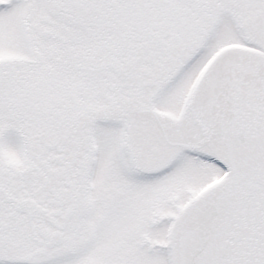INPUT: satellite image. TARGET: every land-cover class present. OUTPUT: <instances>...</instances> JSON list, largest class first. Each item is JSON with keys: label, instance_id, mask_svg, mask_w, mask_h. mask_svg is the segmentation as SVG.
Instances as JSON below:
<instances>
[{"label": "snow or ice", "instance_id": "6c2138e0", "mask_svg": "<svg viewBox=\"0 0 264 264\" xmlns=\"http://www.w3.org/2000/svg\"><path fill=\"white\" fill-rule=\"evenodd\" d=\"M0 264H264V0H0Z\"/></svg>", "mask_w": 264, "mask_h": 264}]
</instances>
